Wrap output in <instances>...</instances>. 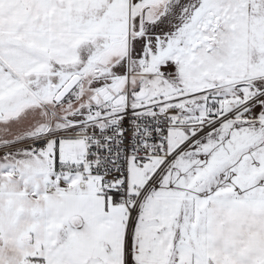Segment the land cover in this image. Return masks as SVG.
<instances>
[{
	"label": "snow or ice",
	"instance_id": "1",
	"mask_svg": "<svg viewBox=\"0 0 264 264\" xmlns=\"http://www.w3.org/2000/svg\"><path fill=\"white\" fill-rule=\"evenodd\" d=\"M0 264H264V0H0Z\"/></svg>",
	"mask_w": 264,
	"mask_h": 264
}]
</instances>
